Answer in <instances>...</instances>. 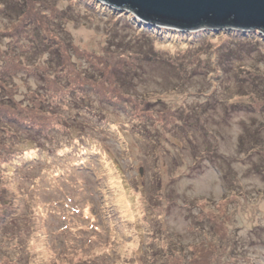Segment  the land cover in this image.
<instances>
[{
    "label": "rangeland",
    "instance_id": "374dc122",
    "mask_svg": "<svg viewBox=\"0 0 264 264\" xmlns=\"http://www.w3.org/2000/svg\"><path fill=\"white\" fill-rule=\"evenodd\" d=\"M16 1L0 0V264H264V35Z\"/></svg>",
    "mask_w": 264,
    "mask_h": 264
},
{
    "label": "water",
    "instance_id": "95a60500",
    "mask_svg": "<svg viewBox=\"0 0 264 264\" xmlns=\"http://www.w3.org/2000/svg\"><path fill=\"white\" fill-rule=\"evenodd\" d=\"M155 28L258 30L264 35V0H101Z\"/></svg>",
    "mask_w": 264,
    "mask_h": 264
},
{
    "label": "trees",
    "instance_id": "16d2710c",
    "mask_svg": "<svg viewBox=\"0 0 264 264\" xmlns=\"http://www.w3.org/2000/svg\"><path fill=\"white\" fill-rule=\"evenodd\" d=\"M23 1H25V0H21V3L19 2V1H16V7H18V9L16 10V14H20V11L21 10H23V7H24V5H23ZM20 3V4H19ZM125 21V19H122V22L121 23H126V22H124ZM128 24V23H127ZM170 31V30H169ZM180 31L181 30H176V31H170V32H172L173 34H180ZM236 32H240L239 30H236ZM250 33H252L253 34V32H250ZM258 35V34H257ZM259 36H256V38H258ZM250 40V39H249ZM249 40L248 39H246V40H243V41H245L244 43H247L248 45H252L253 46V44H255L256 43V40L255 39H251L250 40V42H249ZM41 41H42V39H41ZM42 43H45L44 41H42ZM252 43V44H251ZM237 44L239 45V47H241L242 45H241V43H239V42H237V41H235V43H232V44H229L228 46H235V47H237ZM246 44V45H247ZM256 45V44H255ZM34 46H35V44H34ZM41 46H44L45 48L47 47L48 48V44L47 45H41ZM245 45H243V47H244ZM224 47H226V46H224ZM248 47V46H247ZM253 49V48H252ZM28 50H30V51H33V50H31V48H28ZM50 50V49H49ZM48 50V51H49ZM229 52V51H228ZM234 57V56H233ZM53 60V59H52ZM55 60V59H54ZM60 62H58V61H52L51 62V65H53V66H58V65H60L59 64ZM50 65V66H51ZM48 66V65H47ZM135 65H133V67H134ZM52 69H54V68H52ZM115 71V70H114ZM117 71H123V73L125 72V67H123V64L120 66V67H118V70ZM117 71H115V73L113 74V76H114V78H116V77H118V75L116 76V74H117ZM123 75V74H122ZM4 78H6V79H8L7 77H4ZM119 78V77H118ZM5 79V80H6ZM43 79H44V77H43ZM73 98V97H72ZM70 100H72V99H70ZM73 102H75V100H72ZM17 116H13V120H11V123L10 124H12V126H13V129H15V130H17V129H23V128H25V129H28L30 132H29V134H34L35 133V135H37L38 134V131H36V130H34L33 129V126L31 125V123H28L27 121H26V117L25 118H23L22 116H21V114L18 116V113H15ZM20 117V118H19ZM22 118V119H21ZM41 135H43L42 133H40ZM39 134V135H40ZM38 137V136H37ZM27 139H30L31 140V138H27ZM43 140H44V138H43Z\"/></svg>",
    "mask_w": 264,
    "mask_h": 264
},
{
    "label": "bare ground",
    "instance_id": "6f19581e",
    "mask_svg": "<svg viewBox=\"0 0 264 264\" xmlns=\"http://www.w3.org/2000/svg\"><path fill=\"white\" fill-rule=\"evenodd\" d=\"M114 178V180L116 181L117 185H119L116 177H112ZM119 187L121 188L122 186L119 185ZM119 201L122 203V205L124 206V203H125V206L126 207H121V210H120V213L122 216H126V217H129V216H134L136 214V212L130 207L129 203L126 204V202L123 201V194L121 193L120 196H119ZM134 242H131V245H133ZM135 245V244H134Z\"/></svg>",
    "mask_w": 264,
    "mask_h": 264
}]
</instances>
